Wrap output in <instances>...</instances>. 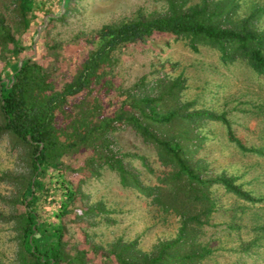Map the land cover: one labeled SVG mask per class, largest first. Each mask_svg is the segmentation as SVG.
<instances>
[{
	"label": "trees",
	"instance_id": "trees-1",
	"mask_svg": "<svg viewBox=\"0 0 264 264\" xmlns=\"http://www.w3.org/2000/svg\"><path fill=\"white\" fill-rule=\"evenodd\" d=\"M56 1L58 9L61 8L57 20L67 18L72 0H64V4L63 0ZM158 1L164 9L146 15L139 12L131 20L98 29L90 40L92 48L86 58L60 89L35 60L24 58L19 66L6 58V69L0 72V140L7 137L15 146L24 148L29 169L28 182L21 192V205L25 209L20 217L23 264L82 262L81 252L74 257L63 252L61 225L55 226L42 246L34 238L39 229L34 207L38 195L49 191L41 178L60 159L80 150L91 153L84 165L90 177H98L103 169L115 172L123 186L139 191L160 212L178 218L177 236L154 244L149 251H142L134 242L113 243L109 255L116 264H202L215 253L201 238L211 225L212 215L219 212L214 187L251 207L259 204L264 211V193L245 191L225 175L209 178L205 175L204 161L194 157L205 141L200 132L205 121L222 124L228 140L244 153L264 155V150L246 148L235 139L223 114L196 109L194 102H184L181 99L184 86L179 78L170 80L166 73L160 72L148 82L142 79L129 88H118L121 102L106 113L103 97L114 89V83L107 78L114 54L125 46L145 42L154 33L184 40L193 52H198L199 47L214 49L223 64L239 61L264 80V30L260 28L264 23L263 6H251L249 14L240 17L236 0ZM46 4L47 0H9L14 18L10 25L0 12L1 55L12 45L10 54L17 57L23 49L16 34L25 32L29 17ZM48 13L45 11L42 16ZM7 68L11 73L7 74ZM127 129L156 151L160 166L167 171L156 178L155 186H143L138 173L126 163L129 156L123 153L115 134ZM261 181L264 186V179ZM54 187L65 188L55 214L59 217L66 214L75 192L63 181ZM241 212L235 208L222 212L229 214V221L223 225L226 235L237 231L235 224ZM254 230L264 237V224ZM259 246L258 240H254L250 250ZM28 259L32 261L28 263Z\"/></svg>",
	"mask_w": 264,
	"mask_h": 264
},
{
	"label": "rangeland",
	"instance_id": "rangeland-1",
	"mask_svg": "<svg viewBox=\"0 0 264 264\" xmlns=\"http://www.w3.org/2000/svg\"><path fill=\"white\" fill-rule=\"evenodd\" d=\"M236 1L240 17L249 14L251 6L264 7V0ZM58 5L56 0H47L44 9L38 8L29 17L26 31L15 36L23 50L14 57L10 54L12 45H8L9 51L0 53V72L6 69V58L18 65L24 58H31L60 89L75 75L92 48L90 40L103 25L131 20L139 12L146 15L164 9L158 0H72L70 15L57 20L61 9ZM45 11L48 15L42 16ZM0 12L12 25L14 16L9 0H0ZM50 19L55 21L50 22ZM260 28L264 30V23ZM107 72L114 89L103 97L106 113L121 102L118 88H129L142 79L148 82L163 72L170 80L179 78L183 82L181 99L184 102H194L196 109L223 114L235 139L246 148L264 150V80L244 63L225 65L214 49L199 47L198 52H193L184 40L154 33L143 43L118 50ZM9 73L10 68H7ZM200 130L205 141L194 157L204 161L206 176L215 179L225 175L245 191H253L255 195L264 193L261 184L264 155L242 152L228 140L227 131L219 122L205 121ZM115 137L123 153L129 156L126 163L138 173L141 184L155 186L156 178L167 172L160 166L156 151L129 129L116 133ZM24 152V148L15 146L7 137L0 140V264H23L20 217L25 209L21 205V192L29 179ZM90 154L84 150L68 154L41 178L49 191L38 195L34 207L39 227L34 238L39 246L50 238L55 226L61 225L63 252L73 257L79 252L82 254V262L71 264H116L109 255V247L117 241L134 242L142 251H149L154 244L177 236L178 218L160 212L139 191L123 186L115 172L103 169L98 177H90L84 168ZM61 181L75 196L66 214L57 217L65 188L54 185ZM213 192L219 212L212 215L211 225L205 228L201 238L215 253L202 264H264V237L254 230L264 224L262 207L244 204L218 187H214ZM232 208L243 213H239L238 218H241L235 224L237 231L226 235L223 225L229 221V214L222 212ZM254 240H258L260 246L250 250ZM31 261L28 259V263Z\"/></svg>",
	"mask_w": 264,
	"mask_h": 264
},
{
	"label": "water",
	"instance_id": "water-1",
	"mask_svg": "<svg viewBox=\"0 0 264 264\" xmlns=\"http://www.w3.org/2000/svg\"><path fill=\"white\" fill-rule=\"evenodd\" d=\"M63 4H64V0H63ZM52 17H58V16H52ZM45 23L47 22V20L44 21ZM43 27V26H42ZM39 33V31H38ZM22 61L20 62L19 66L21 65Z\"/></svg>",
	"mask_w": 264,
	"mask_h": 264
}]
</instances>
